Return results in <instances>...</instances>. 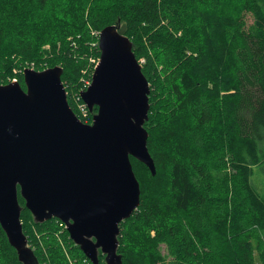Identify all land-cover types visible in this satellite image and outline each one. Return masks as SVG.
Instances as JSON below:
<instances>
[{
  "label": "trees",
  "instance_id": "16d2710c",
  "mask_svg": "<svg viewBox=\"0 0 264 264\" xmlns=\"http://www.w3.org/2000/svg\"><path fill=\"white\" fill-rule=\"evenodd\" d=\"M114 24L149 82L156 168L130 157L140 202L120 223L122 264H264V0H0V84L59 65L90 123L79 92ZM20 219L40 264H92L59 219ZM0 264H22L1 226Z\"/></svg>",
  "mask_w": 264,
  "mask_h": 264
},
{
  "label": "water",
  "instance_id": "95a60500",
  "mask_svg": "<svg viewBox=\"0 0 264 264\" xmlns=\"http://www.w3.org/2000/svg\"><path fill=\"white\" fill-rule=\"evenodd\" d=\"M98 48L91 81L79 92L90 123L70 107L59 65L24 68L25 88L16 79L0 84V226L22 264H40L22 229L23 207L36 223L59 219L92 264L99 254L105 264H122L120 223L140 202L130 157L156 173L144 127L149 82L132 42L108 25Z\"/></svg>",
  "mask_w": 264,
  "mask_h": 264
},
{
  "label": "rangeland",
  "instance_id": "374dc122",
  "mask_svg": "<svg viewBox=\"0 0 264 264\" xmlns=\"http://www.w3.org/2000/svg\"><path fill=\"white\" fill-rule=\"evenodd\" d=\"M247 20L250 22L251 21V18L250 16H247ZM97 38H98V34H97ZM98 60V59H97ZM97 60L95 61V64L97 62ZM92 62H94V59H91ZM25 68H29V67H25ZM14 80V79H12ZM78 114L79 116H83V114H85L84 112H86V110H84L82 108V106H78ZM87 113H89V111L87 110ZM86 122H88L87 118H86ZM253 183L255 184V186L257 187V189L261 192V193H264V172L263 171H257L255 172V175L253 176ZM64 226V224H63ZM65 228V227H64ZM73 242V241H72ZM74 243V242H73ZM32 247V246H31ZM163 253H165V249H163L162 251ZM255 262H258L257 258H256V261ZM258 264V263H256Z\"/></svg>",
  "mask_w": 264,
  "mask_h": 264
},
{
  "label": "built area",
  "instance_id": "2783aa9c",
  "mask_svg": "<svg viewBox=\"0 0 264 264\" xmlns=\"http://www.w3.org/2000/svg\"><path fill=\"white\" fill-rule=\"evenodd\" d=\"M97 61H98V60H97ZM96 64H97V62H96ZM96 64H95V65H96ZM80 106H82V108H83L84 110H86V112H84L85 114H83V116H85L86 113H87V110H88V109H87V107H86V105H85L84 103L80 104L79 107H80Z\"/></svg>",
  "mask_w": 264,
  "mask_h": 264
}]
</instances>
